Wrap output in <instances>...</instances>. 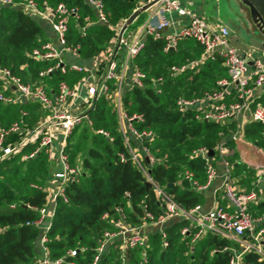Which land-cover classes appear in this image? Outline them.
<instances>
[{
	"label": "trees",
	"instance_id": "1",
	"mask_svg": "<svg viewBox=\"0 0 264 264\" xmlns=\"http://www.w3.org/2000/svg\"><path fill=\"white\" fill-rule=\"evenodd\" d=\"M14 4L28 0H12ZM42 9H53L63 3L78 7L79 19L68 18L66 42L78 47V57L86 60L97 56L108 47L114 26L127 19L138 6V0H101L108 24H95L92 8L85 0H33ZM144 13L134 21V27L144 20ZM132 26V25H130ZM83 29V30H82ZM82 30V31H81ZM49 40L40 25L16 6L0 7V66L7 67L24 83L43 85L47 93L56 92L60 82L74 87L84 72L61 74L55 70L39 77V72L54 61L37 60L31 52ZM164 41L147 36L133 63L146 76L143 89L131 88L121 98L128 114L141 115L143 121H134L140 131H151L152 138L143 141L155 159L149 167L150 177L162 186L174 201L188 211L202 206V192L192 188L183 178L185 171L192 172L199 184L206 180L204 161L191 158V151L199 147L214 149L221 135L233 127L214 122L199 121L191 112L181 113L175 101L182 89L189 88L186 98L199 97L204 92L216 90V82L227 78L220 58L203 57V47L193 39H184L174 50L164 51ZM185 66L175 75L170 67ZM163 77L160 93L149 84L153 77ZM109 90L114 89L111 81ZM46 115V111L33 102L0 103V129L19 123L24 131H32ZM91 125L82 124L72 129L65 140L63 153L70 167H80L76 181L64 185L66 201L58 197L50 227L46 232L45 247L51 260L61 259V264H228L232 250L238 245L222 236L204 234L192 242L195 228L187 220H172L161 232L144 234V247L120 248L122 242H110L98 254L99 241L105 231L114 230L111 220L118 217L116 209H123L126 222L139 227L143 224V207L157 217L162 209L145 179L130 161L129 152L120 131L112 101L99 96L89 110ZM98 131L108 133L105 137ZM264 126L250 122L245 128V138L264 151ZM21 135L10 134L4 145L19 141ZM111 138L112 140H109ZM39 141L27 144L21 151L0 162V264H34L39 254L36 242L41 231L33 223L40 217L39 209L49 201L48 185L55 168L44 149L32 158L23 159L37 149ZM124 156V161L120 159ZM231 177L235 183L255 188V170L239 160L234 152L228 157ZM168 185H171L168 187ZM240 192V191H237ZM127 195H126V194ZM253 218L264 214V200L249 207ZM106 214V218L102 216ZM190 227L184 235L182 229ZM264 230V222L259 225ZM166 241L167 246H163ZM69 251H75L71 256ZM241 264H264L257 254L247 252Z\"/></svg>",
	"mask_w": 264,
	"mask_h": 264
},
{
	"label": "built area",
	"instance_id": "2",
	"mask_svg": "<svg viewBox=\"0 0 264 264\" xmlns=\"http://www.w3.org/2000/svg\"><path fill=\"white\" fill-rule=\"evenodd\" d=\"M85 1L95 11L99 23L108 24L102 1ZM148 4L150 6L144 12L147 16L132 39L124 36L127 29L120 35L126 19L116 28L115 43L105 54V70L97 78V70L89 71L82 66L68 64L64 60L65 54L78 57V47L68 46L65 37L68 31V18L79 19L78 7H69L60 3L53 9L47 7L46 4L40 9L33 0L19 4H14L12 0H0V7L16 6L27 14L44 15L49 21L54 33L53 39L44 43L40 48L34 49L31 56L37 60L54 61V64L39 72V77L50 74L55 70H59L61 74L67 72H84L87 74L75 87L71 88L65 82H60L56 92L49 94L43 85L24 83L9 68L0 66V103L7 105L33 102L46 111V115L32 131L25 132L19 123H14L7 129H0V162L18 154L27 144L39 141L37 149L31 154L23 156V159H30L40 149H44L49 161L54 167H58L52 173L51 183L53 189L48 193L49 201L46 206L39 209L40 217L33 223L39 229L42 228L40 236L41 254L34 264L62 263L61 259L51 260L49 258L45 247L47 240L45 234L50 227L56 199L61 197L66 201L64 185L67 182L76 181L81 173L80 167H70L68 165L63 148L66 138L74 127L82 124L91 125L88 111L99 96H104L106 100L112 101L114 104V110L125 146L129 152L130 161L142 174L145 183L150 184L162 213L155 217L144 205L143 224L136 227L128 224L123 209L117 208L118 217L111 220L114 230L103 233L97 248L98 254L102 253L105 247L115 240L122 242L120 248L124 251L136 246L144 247L146 237L141 232L142 228L147 226L158 227L162 238H165L163 233L165 224L172 220L184 219L190 223V227L192 226L196 230L192 242L206 233H211L222 236L238 245V249L232 250L228 264H241L242 257L247 252H253L264 260V230L259 228V225L264 222V214L261 217L253 218L249 213L250 205L259 202V194L254 190L237 192L229 182L230 175L226 173L222 190L232 209L231 212L217 207L202 214L200 212L201 206H195L188 211L184 210L174 201L173 196L154 181L148 173L149 167L153 165L155 159L149 149L143 145V141L151 139L152 133L151 131H140L133 126L134 121H143L142 116L128 114L122 104L114 99L107 83L111 81L121 87L125 72L131 70V88L143 89L145 87L146 76L135 66L133 61L143 48L147 36L162 39L165 52L174 50L178 43L184 39H193L203 47L204 58H220L222 60L227 78L219 79L216 82V90L204 92L199 97H178L175 101L178 111L181 113L191 112L195 120L218 124H224L243 111H248L251 122L260 123L264 126V107L259 104L253 105V91L264 86V59L253 57L252 50L245 52L244 58L240 57L238 49L229 42L230 31L226 26L211 24L205 19L191 15L177 0H141L136 9ZM172 14L184 18L185 24L174 33L166 34L165 31L173 24L170 18ZM248 62H252V65L249 66ZM185 68V66H172L169 75H175ZM148 81L153 89L160 93L159 88L164 82L163 77H153ZM232 88L235 89V97L233 100H228ZM98 132L105 137H109L106 132ZM237 133L235 137L242 135L243 128L240 127ZM10 134L21 135V138L19 141L4 145ZM58 134H60L62 140L57 145L55 139ZM129 138L134 139L137 145H132ZM109 140L112 139L109 138ZM217 146L212 149L214 152L220 149V145ZM208 151L209 149L206 147H199L192 150L190 155L191 158L199 157L204 161L206 175L204 184H199L193 178L192 172L185 171L183 173V178L190 183L193 189L199 192L205 191L216 177L213 158L208 156ZM120 159L123 162L124 156L120 155ZM257 175L260 179L264 177L263 166H261ZM106 217V214L102 216L103 219ZM190 227L182 229L181 234L187 233ZM163 246H167L166 241L163 242ZM69 254L74 256L75 251H69ZM97 258V256L94 258L92 264H96Z\"/></svg>",
	"mask_w": 264,
	"mask_h": 264
},
{
	"label": "crops",
	"instance_id": "3",
	"mask_svg": "<svg viewBox=\"0 0 264 264\" xmlns=\"http://www.w3.org/2000/svg\"><path fill=\"white\" fill-rule=\"evenodd\" d=\"M138 1H139L138 6H139L141 0ZM177 1L191 15L205 19L207 22L211 24L226 26L230 31L229 42L233 47H235L238 50H242L244 52H249L252 50L253 57H261L264 59V51L251 49L250 45L244 38L243 32L241 31L239 26H236V22H234V19L231 18L230 16L232 9L228 7L229 3L227 0H177ZM92 11L95 16L94 23L101 24L99 23L98 16L96 15L93 8ZM223 14H226L227 16L229 15L228 16L229 18L226 16L228 18L229 24L222 18ZM29 15L40 25L47 39L49 41L52 40L54 33L52 31L49 21L45 18V16L34 15V14H29ZM146 16L147 14L145 13L144 20ZM170 18L173 21V24L165 31L166 34L174 33L183 24H185V19L180 18L175 14H172ZM123 20L125 19L119 20L114 26H112V29L114 31L113 37L109 41L108 47L104 49L101 53H99L97 56L83 60L80 59L79 57H75L70 54H65L64 55L65 62L68 64H76L82 66L85 69H88L89 71L97 70V78H98L99 75H101L105 70V66H106L105 54L113 47L116 39V28L123 22ZM141 24L135 27L129 26L126 32L124 33V36L127 37L128 39H132L133 36L137 33V29L141 26ZM131 73H132L131 70L125 72L124 79L121 82V87H119L118 85L114 84V82H112V84L114 85V89L110 90V92L112 93L114 99L118 100L121 104H122L121 98L127 91L131 89ZM86 76L87 74H85L83 78H85ZM234 97H235V89L232 88L230 89V95L228 97V100H233ZM256 104H259L264 107V86L262 88L255 89L253 91V105ZM250 122L251 121L249 118V112L243 111L241 114L237 115L233 119L224 123V125H229L232 123L233 127L228 129L227 133L221 135L220 141L217 144L218 146L220 145V149L216 150L212 157L213 164L216 170V177L214 178L210 186L205 191L202 192L205 198V202L201 206V210H200L202 214L207 213L217 207H221L228 212L232 211L222 190L223 184L225 182L224 175L226 173L230 175L229 182L236 191L244 192L247 190L245 186L236 184L235 179L231 177V167L229 166L228 163L229 162L228 157L232 155L234 152L238 155L239 160L241 162L247 164L249 167H252L255 170L256 181L253 182L255 188L252 190L256 191L259 194L260 197L259 201L264 200V177L260 179L257 175L261 166H263L264 168V151L261 148H258L252 142H250V140L245 138V128ZM240 127L243 128V133L242 135L235 137V134H238L237 131ZM129 139L132 145H137V142L134 139L132 138ZM61 140L62 137L60 136V134H58L57 138L55 139L56 144L58 145V143L61 142ZM57 169L58 167L56 166L53 169L52 173ZM52 189H53V184L50 181L47 188L48 193H50ZM44 226L45 225L43 224V227ZM151 231H159V228L154 226H147L141 229V232L143 234H147ZM36 249L40 256L41 254L40 238L36 242Z\"/></svg>",
	"mask_w": 264,
	"mask_h": 264
},
{
	"label": "water",
	"instance_id": "4",
	"mask_svg": "<svg viewBox=\"0 0 264 264\" xmlns=\"http://www.w3.org/2000/svg\"><path fill=\"white\" fill-rule=\"evenodd\" d=\"M229 8L232 9L231 15L243 32L244 38L250 45L251 49L264 51V0H227ZM150 5H145L133 11L128 17L120 31V35L127 29L139 15L143 14ZM119 35V36H120ZM240 57H245V52L238 50ZM251 66L252 62H248ZM89 113V111H88ZM214 151L209 149L208 156L213 157ZM146 187H150L149 183H145ZM171 185H168L170 187Z\"/></svg>",
	"mask_w": 264,
	"mask_h": 264
},
{
	"label": "rangeland",
	"instance_id": "5",
	"mask_svg": "<svg viewBox=\"0 0 264 264\" xmlns=\"http://www.w3.org/2000/svg\"><path fill=\"white\" fill-rule=\"evenodd\" d=\"M144 15H145V13H144ZM227 15L226 14H223L222 15V18L228 23V18L226 17ZM230 16H231V18H232V15H231V13H230ZM229 24V23H228ZM232 25V24H231ZM234 25V24H233ZM132 27H134V24H132ZM189 91V88H187V87H185L184 89H182V91L180 92V94H179V96L180 97H185V95H186V92H188Z\"/></svg>",
	"mask_w": 264,
	"mask_h": 264
}]
</instances>
